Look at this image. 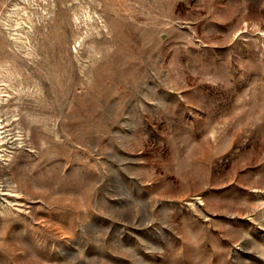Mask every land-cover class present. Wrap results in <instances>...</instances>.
<instances>
[{
	"label": "rangeland",
	"instance_id": "rangeland-1",
	"mask_svg": "<svg viewBox=\"0 0 264 264\" xmlns=\"http://www.w3.org/2000/svg\"><path fill=\"white\" fill-rule=\"evenodd\" d=\"M0 264H264V0H0Z\"/></svg>",
	"mask_w": 264,
	"mask_h": 264
}]
</instances>
